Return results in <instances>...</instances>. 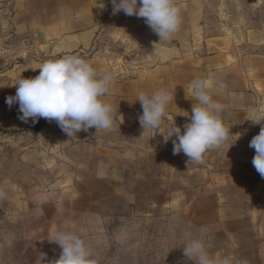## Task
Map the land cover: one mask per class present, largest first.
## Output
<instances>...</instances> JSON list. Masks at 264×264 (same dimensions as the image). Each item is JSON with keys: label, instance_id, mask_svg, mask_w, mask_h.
<instances>
[{"label": "crops", "instance_id": "obj_1", "mask_svg": "<svg viewBox=\"0 0 264 264\" xmlns=\"http://www.w3.org/2000/svg\"><path fill=\"white\" fill-rule=\"evenodd\" d=\"M101 2L103 9L98 0H13L11 13L0 7V264H50L62 252L51 242L57 231L89 244L131 219L200 239L215 264H264V178L249 146L264 127L252 122L264 116V19L218 8L232 20L213 33L209 0H176L181 22L167 41L144 18L133 21L136 41L151 49L135 65L98 50L113 12L111 0ZM66 54L112 74L103 98L113 108L111 130L72 139L40 118L45 127L36 135L33 118L20 120L19 104H6L19 79L35 78L42 63ZM198 78L209 82L229 129V140L202 163L174 155L175 137L164 143L167 119L143 134L137 102L140 92L166 89L173 94L166 114L183 131ZM231 131L243 135L236 142Z\"/></svg>", "mask_w": 264, "mask_h": 264}, {"label": "clouds", "instance_id": "obj_2", "mask_svg": "<svg viewBox=\"0 0 264 264\" xmlns=\"http://www.w3.org/2000/svg\"><path fill=\"white\" fill-rule=\"evenodd\" d=\"M111 2L113 15L123 12L127 16L144 18L145 23L159 36L160 42L167 41L179 29L180 9L175 0ZM98 5L101 9L105 7L101 0H98ZM38 70L39 75L35 78L19 79L15 96L6 98L9 108L19 104V112L22 114L18 117L20 120L27 122L33 118L34 122H38L40 118H45L50 122L55 121L72 139L77 138L78 132L91 128L97 132L112 129L113 108L103 99L113 82L111 73L98 74L89 62L71 54L47 60ZM186 94L188 98L189 93ZM190 94L196 103H193L190 116L185 111L184 117H189L190 122L184 125L183 131L166 114V108L173 99V94L166 89H159L151 95L139 93L137 102L143 110L139 122L144 134L149 130H160L167 119L166 131L161 134L164 143L175 137L172 141L174 155L183 153L189 162L202 163L209 149L219 148L229 140V129L220 117L222 105L213 100L207 80H192ZM252 122L264 125V116ZM242 135L231 131V136L238 138L236 142ZM249 146L256 152L252 164L264 178V127H261ZM51 242L58 244L62 252L59 259L50 264H96L85 240L75 233L57 231ZM183 251L195 264H215L200 239L189 240ZM223 264H227V261Z\"/></svg>", "mask_w": 264, "mask_h": 264}, {"label": "rangeland", "instance_id": "obj_3", "mask_svg": "<svg viewBox=\"0 0 264 264\" xmlns=\"http://www.w3.org/2000/svg\"><path fill=\"white\" fill-rule=\"evenodd\" d=\"M222 7L233 12L234 18L242 14L254 22L264 19V0L257 4L249 0H227L224 3L209 0L213 33L220 31L222 23H231L230 17L216 13ZM135 18L137 17L127 16L123 12L116 15L109 13L101 28L98 50L106 51L122 63L140 64L135 59L139 60L151 49L136 41L139 31L134 27ZM187 242L180 231L173 232L165 224L131 219L111 225L103 238L87 246L96 264H195L184 255L183 248Z\"/></svg>", "mask_w": 264, "mask_h": 264}, {"label": "built area", "instance_id": "obj_4", "mask_svg": "<svg viewBox=\"0 0 264 264\" xmlns=\"http://www.w3.org/2000/svg\"><path fill=\"white\" fill-rule=\"evenodd\" d=\"M13 0H0V7L11 13Z\"/></svg>", "mask_w": 264, "mask_h": 264}, {"label": "water", "instance_id": "obj_5", "mask_svg": "<svg viewBox=\"0 0 264 264\" xmlns=\"http://www.w3.org/2000/svg\"><path fill=\"white\" fill-rule=\"evenodd\" d=\"M44 127H45V125H43V124H39L38 126L35 127V129H34V133H35L36 135L39 134V133L42 131V129H44Z\"/></svg>", "mask_w": 264, "mask_h": 264}, {"label": "trees", "instance_id": "obj_6", "mask_svg": "<svg viewBox=\"0 0 264 264\" xmlns=\"http://www.w3.org/2000/svg\"><path fill=\"white\" fill-rule=\"evenodd\" d=\"M39 124H41L40 122H35L34 125H33V128H32V131L34 132V129L36 126H38Z\"/></svg>", "mask_w": 264, "mask_h": 264}]
</instances>
